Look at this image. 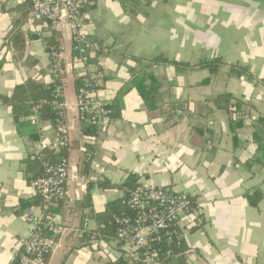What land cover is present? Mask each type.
Wrapping results in <instances>:
<instances>
[{
  "label": "crops",
  "instance_id": "0c3cea01",
  "mask_svg": "<svg viewBox=\"0 0 264 264\" xmlns=\"http://www.w3.org/2000/svg\"><path fill=\"white\" fill-rule=\"evenodd\" d=\"M24 1L0 0L1 96L11 95L26 79L49 85L51 60L44 39L51 33L65 48L64 63H74L68 28L49 31L43 24H29V12L21 26L23 58L6 46L12 23L22 17L14 9ZM132 1L137 4L132 14L121 0H95L85 10L83 31L107 49L93 60L97 96L113 112L105 128L77 123L82 66L65 76L62 101L72 127L66 159L77 175L66 186V199L43 215L45 221L56 220L63 232L43 230V237L54 242L45 264H110L122 257L114 240L83 244L80 238L97 229L94 216L106 204L126 195L128 189L118 186L129 174L142 185L184 193L200 209L196 226L184 234L180 263L264 264V2ZM158 56L189 66L217 58L223 66L216 74L169 65L154 68L159 99L151 110L136 90H120L141 70L137 61ZM234 69L247 74L238 76ZM222 94L231 95L238 106L227 112L216 109L211 101ZM30 117L18 131L9 107L0 103V264H11L19 241L29 236L28 207L20 204L35 196L24 161L57 137L55 125L42 119L34 125ZM84 146L93 156L85 181L78 176ZM104 180L116 187L87 191V183ZM255 193L262 198L250 206L248 197ZM182 222L187 224L189 217Z\"/></svg>",
  "mask_w": 264,
  "mask_h": 264
},
{
  "label": "built area",
  "instance_id": "2783aa9c",
  "mask_svg": "<svg viewBox=\"0 0 264 264\" xmlns=\"http://www.w3.org/2000/svg\"><path fill=\"white\" fill-rule=\"evenodd\" d=\"M95 0H33L27 22L45 25L49 31L62 32L68 28L74 63H64L65 48L52 50L49 72L50 85L53 89L51 105L57 111V137L32 151V158L42 164V174L31 182L33 195L39 197L42 205L29 207L26 211V222L29 236L21 239L16 257L11 264H42L45 256L52 250L54 242L43 237V230L54 227L56 234L63 232L57 227L54 219L43 220L49 207L66 199V186L72 177L73 166L66 158L57 162H48L44 151H60L70 148L65 104L62 101L65 76L81 65L84 76L76 93V120L95 128H105L110 120V105L97 96V73L92 71L93 60L98 55L107 53V49L89 39L83 31L85 10L94 5ZM34 125L41 121L34 114L30 117ZM89 141L88 145H93ZM80 152L90 157L86 147ZM120 214L112 215L114 226L113 240L122 256L133 264H182V242L186 230L196 226L201 213L194 208L191 198L168 188L148 187L137 183L120 200ZM189 217L184 224L183 219Z\"/></svg>",
  "mask_w": 264,
  "mask_h": 264
},
{
  "label": "trees",
  "instance_id": "16d2710c",
  "mask_svg": "<svg viewBox=\"0 0 264 264\" xmlns=\"http://www.w3.org/2000/svg\"><path fill=\"white\" fill-rule=\"evenodd\" d=\"M33 0H25L24 3L17 7L16 11L22 12V17L12 23L10 31L7 33L5 37L6 46H10L12 50L16 53L18 58H23L25 51V36L21 32V26L26 19V15L28 14ZM121 5L124 10L132 14L137 9L136 2L132 0H121ZM45 50L50 53L52 50H56L59 48V44L57 42V35L55 33H51L49 38H45ZM75 56V55H74ZM141 64V70L132 73L130 79L126 82L123 88L120 90L121 94H126L131 90H136L139 94L140 98L143 100L145 106L148 109H155L158 101V97L156 94L157 83H155L154 76L152 75V70L156 67L160 66H173L178 70H208L211 74H216L218 69L223 66V63L220 59L213 60H201L196 65L189 66L186 64H178L173 63L165 59L163 56L155 57L151 60L137 61ZM237 68V67H236ZM234 72L238 76L243 74H247L244 69H238L237 71L234 69ZM79 87V86H78ZM77 87V88H78ZM53 87L52 85H44L37 81L36 79H26L22 84L14 87L11 95L9 96H1L0 95V103L6 105L10 109V114L12 119L16 125V129L19 131L20 128L27 125V119L33 114H36L39 119L43 121L50 122L53 125H56L57 119V111H55L51 105L53 100ZM213 105L218 110L230 111L238 106V102L234 100V98L229 94H222L217 96L212 101ZM113 106L110 104V110ZM172 109H175V106H171ZM113 112V108L111 113ZM111 118V114H110ZM32 140L36 139L35 135H31ZM92 146L93 145H88ZM90 151L92 149H89ZM45 159L48 162L55 163L57 160L62 158H67V150L60 151H44ZM93 160V156L86 157L81 156L78 163V176L81 177L84 181L87 179V176L90 173L91 163ZM24 166L26 170V174L28 176V181L36 180L42 174V164L31 156L27 157L24 161ZM137 184L136 178L132 174H129L128 178L123 182V184L118 188L121 189H132ZM93 186H98L102 189H113L116 187L112 185L108 181L104 180L102 182H89L87 183V191L93 188ZM262 198V195L259 193H255L254 195L248 197V201L250 206H255L258 201ZM63 202V201H62ZM22 209L29 208L33 205H42V201L39 197H33L28 201L21 202ZM120 200L114 201L112 203H108L105 206L103 212L94 216V219L97 222V229L95 231L85 232L81 235L80 242L83 244H88L89 242H93L95 240H102L105 242H109L114 238V226L112 224V215L120 214ZM100 227L102 229H100ZM49 253L45 256L42 264H45ZM113 260V259H112ZM110 264H133L129 263V259L125 257H120L115 259Z\"/></svg>",
  "mask_w": 264,
  "mask_h": 264
},
{
  "label": "water",
  "instance_id": "95a60500",
  "mask_svg": "<svg viewBox=\"0 0 264 264\" xmlns=\"http://www.w3.org/2000/svg\"><path fill=\"white\" fill-rule=\"evenodd\" d=\"M262 1L264 2V0H262ZM76 175H77V168L74 167V169H73V171H72V177H71V179H72V180H75V179H76Z\"/></svg>",
  "mask_w": 264,
  "mask_h": 264
}]
</instances>
